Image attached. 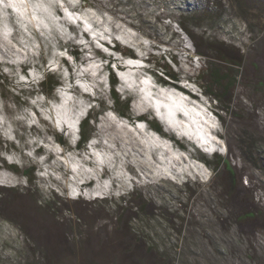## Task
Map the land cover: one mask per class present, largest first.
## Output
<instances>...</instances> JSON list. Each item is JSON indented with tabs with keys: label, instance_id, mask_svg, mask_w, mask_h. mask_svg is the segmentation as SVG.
<instances>
[{
	"label": "rangeland",
	"instance_id": "374dc122",
	"mask_svg": "<svg viewBox=\"0 0 264 264\" xmlns=\"http://www.w3.org/2000/svg\"><path fill=\"white\" fill-rule=\"evenodd\" d=\"M25 7L21 17L0 0V264H264V0H28ZM117 44L132 48L140 65L148 56L171 68L185 86L189 77L208 84L214 66L235 76L224 92L201 90L205 100L218 96L211 100L215 153L230 172L194 165L190 136L156 116L143 95L149 84H134L147 65L125 58ZM65 47L84 61L66 57ZM106 57L124 63L121 72L110 66L116 91L132 98L133 117H156L185 149L144 135L142 120L106 111L91 121L87 144L99 142L112 160L68 155L53 139L59 132L75 147L79 133L69 122L83 118L88 99L94 111L101 101L110 107ZM47 70L63 84L56 101L39 92ZM185 122L195 125L192 117ZM29 167L30 179L21 174ZM77 181L85 182L82 195Z\"/></svg>",
	"mask_w": 264,
	"mask_h": 264
},
{
	"label": "trees",
	"instance_id": "16d2710c",
	"mask_svg": "<svg viewBox=\"0 0 264 264\" xmlns=\"http://www.w3.org/2000/svg\"><path fill=\"white\" fill-rule=\"evenodd\" d=\"M182 28L185 30V32L189 35L191 40L193 41L194 45L197 46L196 41L194 40L193 36L190 34V32L182 25ZM115 51L119 52L121 55L124 57H132L136 58V54L132 48H126V47H121L120 45H113L112 47ZM66 54V57L73 58L75 61H84L82 57L80 56L81 54L74 50H67V48H63ZM146 62L148 63V67H146V71L152 75V77L155 79V81L161 85L164 86H174L178 88L183 87L179 84L181 81V77L178 73L174 72L171 68L166 67L165 65H159L155 64L152 62V60L149 59L148 56L145 57ZM63 64L67 66L65 59H61ZM106 72H107V78L109 81V103L110 107L104 102L101 101L99 105V109L94 111L93 106L91 103L96 102L95 99L89 100L88 99V105L89 108L87 109V113L83 118H81L80 123H79V136L78 139L76 140L75 147L69 145V143L66 141V139L63 137V135L59 132L53 131V135L55 139L62 145L63 148H77V149H83L86 147L87 143L89 142L90 139H92L95 136V129L91 125V121L95 122L97 121V117L102 113L107 111L108 109L112 110L114 113L118 114L121 117L124 118H136L137 121L143 120L145 123H147L148 127L155 129L159 133L166 134L170 141L174 145H178L182 147L183 149L186 148V145L184 143V138L178 137L174 132H172L169 128H167L164 124L161 123L160 120H158L154 116H149L146 114H141L138 115L137 117H133L131 113V102L132 98L127 95H121L116 91V86L119 84V80L116 77L115 72L111 68V64H114L115 66H119L121 69L124 68V63L122 60L116 61L114 58L106 57ZM231 63L233 65H239L238 63H233V62H227ZM209 79H208V84H203L200 83L199 81H196L195 83V78L189 77L191 81H193L195 84H197L199 87H202L201 90L205 93L211 92V86H215L217 88H221L222 92L225 91V88L231 84H233V79L235 78L232 77V75H229L224 72L220 67L214 66L213 68L209 69L208 72ZM39 81V80H38ZM3 82H6L5 76L2 74L1 69H0V87L3 88ZM40 90L39 92L45 96L48 100H57V93L56 90L59 89L63 84L60 79V77L54 72L47 70V72H44L42 79L38 82ZM8 86V82H7ZM122 96V98H121ZM88 97V96H87ZM218 96H213L214 100H217ZM2 143V142H0ZM192 148L195 151V157L202 160L212 171L217 168L219 165H224L225 169H227L229 172L231 171L229 162L226 161L225 158H223L220 154L218 153H212L208 154L203 151H201L198 147L195 145L193 146L191 144ZM4 161L2 158H0V162ZM212 162L214 163L212 165ZM9 168L15 173H20L18 170V167L16 164H10L8 165ZM32 167H29L27 169H24L23 176L25 175L28 179H30V172H32ZM251 214L245 213L242 216L246 217Z\"/></svg>",
	"mask_w": 264,
	"mask_h": 264
},
{
	"label": "clouds",
	"instance_id": "9594fccd",
	"mask_svg": "<svg viewBox=\"0 0 264 264\" xmlns=\"http://www.w3.org/2000/svg\"><path fill=\"white\" fill-rule=\"evenodd\" d=\"M125 58H127V57H125ZM128 58H132V57H128ZM132 59H136V58H132ZM141 63H142V65H141V67H145L147 64H145L142 60H141ZM113 64H111V66H112ZM146 67H148V65L146 66ZM145 67V68H146ZM120 68V67H119ZM32 69V68H31ZM121 69V68H120ZM123 69V68H122ZM33 70H34V68H33ZM142 75H144L145 77H147L148 79H149V81L152 83V84H154V85H160V86H164V85H161V84H159V83H157L156 81H155V79L152 77V75L150 74V73H148V72H144ZM37 81H38V79H37ZM186 82H187V86H185L183 83H181V82H179V84L183 87V89L182 88H178V87H174V86H170V87H173V88H176V89H178V90H181V91H183V92H185V93H187L188 95H190V93L189 92H191L192 94H196V95H198V96H200V97H202V91H201V89L192 81V82H190L189 80H186ZM190 82V83H189ZM191 85V86H190ZM166 87V86H165ZM203 96H206V95H203ZM190 97L192 98V99H194V100H197V101H204L205 102V104H206V106H207V108L212 112V114H213V117H215V114L213 113V108H212V106H211V100H212V102L214 103V104H216V101L214 100V99H207V100H205L203 97H202V99H197V98H195V97H192V95H190ZM109 110V109H108ZM111 110V109H110ZM31 111L33 112V113H35V111L33 110V109H31ZM112 111V110H111ZM113 112V111H112ZM143 121V120H142ZM149 129L150 130H153V131H155V132H157L159 135H161V136H164L165 138H167L169 141H170V139L168 138V136H166V135H164V134H162V133H159L158 131H156L155 129H153V128H150L149 127ZM213 135H216L215 134V132L213 131ZM186 136V135H185ZM53 139H55L54 137H53ZM189 139H191L192 140V138L191 137H189ZM193 141V140H192ZM170 143H172L171 141H170ZM193 143L195 144V146L196 147H198L201 151H203V152H205V153H208V154H212V153H214V152H219L220 151V149H214L213 151L211 150V151H204L203 149H201L196 143H195V141H193ZM219 143V142H218ZM220 146V145H219ZM65 149V152L66 153H68L69 152V149L68 148H64ZM73 148H71L70 150H72ZM192 160V162H196V164L199 166V167H201V165L202 164H205L202 160H200V159H198V158H196L195 156H193L192 158H191ZM208 167V166H207ZM103 172V171H102Z\"/></svg>",
	"mask_w": 264,
	"mask_h": 264
},
{
	"label": "bare ground",
	"instance_id": "6f19581e",
	"mask_svg": "<svg viewBox=\"0 0 264 264\" xmlns=\"http://www.w3.org/2000/svg\"><path fill=\"white\" fill-rule=\"evenodd\" d=\"M129 65V64H128ZM130 67H131V65H129ZM161 98H164L163 96H161ZM68 101H72L71 99L70 100H68ZM68 101H67V104H68ZM73 102V101H72ZM158 102H160V100H158ZM164 104H166L167 105V99H165V103ZM7 109V108H6ZM8 112V111H7ZM180 115V116H179ZM199 115L200 114H196V113H192V112H187L186 113V115H183L180 111L179 112H177V116L179 117V118H181V119H183V120H188V118L189 117H192V119L194 120V122H197L196 120L197 119H200L199 118ZM85 116V115H84ZM83 116V117H84ZM198 122H201V119H200V121H198ZM124 167V166H123ZM125 168V167H124ZM167 170V169H166Z\"/></svg>",
	"mask_w": 264,
	"mask_h": 264
}]
</instances>
